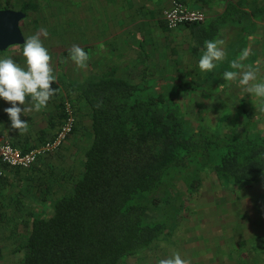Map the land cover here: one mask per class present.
Here are the masks:
<instances>
[{
    "label": "trees",
    "instance_id": "obj_1",
    "mask_svg": "<svg viewBox=\"0 0 264 264\" xmlns=\"http://www.w3.org/2000/svg\"><path fill=\"white\" fill-rule=\"evenodd\" d=\"M6 9L13 10L9 2L0 8ZM247 15L229 2L220 17L186 24L194 53L205 50V41L220 39L226 23L240 24ZM62 77L57 82L88 107L94 138L72 189L49 203L50 214H34L26 223L18 264H119L174 233V220L152 215L162 208L155 196L168 183L177 188L181 180L192 194L205 170H212L231 191L264 181V138L248 105L239 108L242 122L233 121L227 132H216L201 120L195 126L175 102L188 94L177 88L195 89L189 82L174 80L175 91L166 93L156 79L136 84L97 74L80 84ZM60 108L65 119V103ZM47 116L54 126L56 117ZM162 202L167 205L169 200Z\"/></svg>",
    "mask_w": 264,
    "mask_h": 264
},
{
    "label": "rangeland",
    "instance_id": "obj_2",
    "mask_svg": "<svg viewBox=\"0 0 264 264\" xmlns=\"http://www.w3.org/2000/svg\"><path fill=\"white\" fill-rule=\"evenodd\" d=\"M94 1L98 0H90V9H97ZM8 2L15 11H28L21 25L25 38L41 32L42 29L47 30L48 36L41 35V40L52 57L51 67L55 70L57 78L64 76L62 80H66L67 76L70 81L80 84H83L86 78L97 74L124 78L136 84L147 78L154 80L145 72L146 64L141 62L143 58L131 52L128 47L131 45H124L122 40L127 35L126 30L119 36L117 34L120 30L116 29H104L100 32L95 27L88 30V23L82 19L86 1L0 0V8H4ZM176 2L178 0H171L170 5L163 8L161 19L169 31L165 33V39H168L171 46L169 55L165 56V60H168L164 62L166 72H154V75H169L164 79L167 86L162 87L166 93L175 91L174 88L171 89L174 80H177L176 84L180 82L194 84L193 90L177 88L176 90H181V93L188 94L177 97L175 102L181 105L183 113L189 116L195 126L198 122L204 121V124L212 126L216 132H227L229 122H242V111L239 108L247 105V98L251 96L247 92L240 93L243 86L239 83V76L234 81H227L220 78V72L217 71L222 66L223 69L227 68L226 71L240 74L248 68L241 60L239 62L243 68L231 67L232 61L238 60L241 48L240 24L226 23L221 28L220 39L225 41L222 47L226 56L217 62L216 67L210 70L211 74H208V71H201L198 66L203 53L193 52L188 32L187 36L184 35L185 25L170 29L166 23L165 15ZM185 4L192 10L203 11L206 14L202 10L204 8H192ZM99 32L106 33L107 36L100 35ZM112 36L115 37L111 38L110 44L108 41ZM182 36L185 38L179 46L178 41ZM99 39L105 43H102V46H95ZM73 45L80 46L88 54L86 68H79L71 60L70 49ZM6 57H11L17 64L26 67L22 46L0 52V58ZM253 67H256V63ZM204 80V86L197 85L200 84L198 81ZM232 84L235 85L231 86ZM52 88L58 91L43 108L47 114L56 117L53 120L54 126H51L42 110L33 109L21 115V119L27 121L28 125L37 126L32 146L38 148L53 140L70 117L74 119L73 132L60 148L41 157L31 168L25 169L24 172L30 175L29 181H25L21 186L15 184L11 189L12 193L19 189L28 191L27 196L31 194L37 201L41 200L43 195H46L45 197L49 195L53 199L51 196L53 193L59 197L72 189L73 181L82 171L85 153L91 147L94 138L90 111L86 104L77 99L73 90L64 87L59 81L52 85ZM191 93H194L192 100ZM62 103H65L66 107L65 119L60 117ZM1 104L4 107L7 104L11 107V104L3 99H0ZM31 104V99L28 98L25 106ZM3 113L6 120L10 121L7 113L5 111ZM32 179L33 181H30ZM198 179V189L192 194L187 190V183L181 180L177 182V188L168 183L156 194V203L163 209H158L152 215L157 217L164 214L168 219L174 220L177 223L174 233L155 242L145 252L128 257L119 264H157L159 259L168 258L177 252L182 259L189 260L190 264H264V182L231 191L226 185L221 186L220 180L212 170L203 171ZM179 192L187 194L182 195ZM165 199L169 200L167 205L162 202ZM23 203L22 208L26 214L37 206L28 199ZM8 208L9 206L6 210ZM38 209L40 208L37 207ZM174 222H170L171 226ZM26 223V221L0 223V264H18V256L21 254L17 252L26 242Z\"/></svg>",
    "mask_w": 264,
    "mask_h": 264
},
{
    "label": "crops",
    "instance_id": "obj_3",
    "mask_svg": "<svg viewBox=\"0 0 264 264\" xmlns=\"http://www.w3.org/2000/svg\"><path fill=\"white\" fill-rule=\"evenodd\" d=\"M84 1H86V9L82 10V19L85 23H88V30H92L95 27H97L100 32L104 29H116L120 30L117 34L118 36L126 30L127 35L125 39L122 40L124 45H131L128 46L131 49V52L133 51L134 54H138L143 58L141 62L146 64L145 70L147 71L145 72L148 73V76L159 80V86H167L164 79L169 77V75L165 74L163 76H155L154 72H166L164 62L168 60H165V56L169 55L171 43L168 39H165V33L169 31H167L168 28L161 19V15L163 13V8L168 7L171 0H98L94 1L97 9H90V0ZM182 1L187 3L192 8H204L202 10H204L207 14V21L223 15L226 12L229 2L236 4V6L243 12L248 13L247 17L243 18L240 23L242 41L238 59L244 49H250L248 59L241 61L246 64L247 67L249 65L253 66V64L256 63V67H254L258 69L256 83L264 82V0ZM253 13H256V17L253 16ZM185 27L186 34L184 33V35L187 36L188 32L190 43L193 48L194 42L191 30L188 26L185 25ZM101 34L107 36L106 33H100V35ZM115 36L109 37L110 41H108V43L112 44L111 38H114ZM180 38L181 39L178 41L179 46H181L183 42L182 39L185 37L182 36ZM102 43H105V41H101L99 39V41L95 42V46H102ZM88 45L90 46V43H88ZM141 47H143L144 50H142ZM203 52L204 51H201L199 54ZM257 61L260 63L257 64ZM220 67L217 71L220 72V78H223L224 71H226L227 68L223 69L222 66ZM206 75L207 73H205V76ZM198 82L201 83L202 81ZM234 85L235 84H232L231 86ZM225 86L228 87L227 84ZM243 92L245 91L240 89V93ZM251 96L247 98V105L256 114L258 134L264 138V110H261L264 109V98L256 97L254 99ZM228 102L231 101L229 100ZM3 107L4 105L1 104L0 121L2 122H0V144L3 141H9L20 149L35 148L36 146H32V142L35 140L34 135L37 134V126L29 125L28 131L24 134H20L17 130H12L11 122L8 121L9 119L6 120V116H3L4 111H2L4 108H8L9 106L7 104L6 107ZM43 109L44 108L41 109L42 112H44ZM47 115L50 114L45 115L48 118ZM231 123L232 121L229 122L230 125ZM24 171L26 170L7 167L4 171V176L0 178V223L19 221L28 222L34 214L48 215L51 213V210L48 208L49 203L62 196L58 197V194L55 196L53 193L51 195L53 199L49 195H47V197H45L46 195H43L42 199L37 201L35 196H32L31 194L27 196L26 192L28 191H22L19 189L16 190L15 193H12L11 189L13 185L16 184L17 186H21L25 183V181H29L30 175H27ZM30 181H33V179ZM47 191H50V189H47ZM25 199H28L32 204H37V206L27 214L22 208L24 205L23 201ZM7 206H9V208L6 210ZM37 207L40 209L37 210Z\"/></svg>",
    "mask_w": 264,
    "mask_h": 264
},
{
    "label": "clouds",
    "instance_id": "obj_4",
    "mask_svg": "<svg viewBox=\"0 0 264 264\" xmlns=\"http://www.w3.org/2000/svg\"><path fill=\"white\" fill-rule=\"evenodd\" d=\"M41 35L47 37V30L42 29L41 32L24 39L23 56L26 67L17 64L11 57L0 58V99L11 104V107L4 111L10 118L11 129L19 131L20 134L26 133L29 127L28 122L21 119V115L33 109L39 111L46 107L58 91L52 88V85L57 82V77L51 67L52 57L44 46ZM224 43L223 39L204 42L205 50L198 62L201 71L214 69L216 63L225 58L226 52L222 47ZM249 55L250 49H244L239 59L232 61L231 67L233 69L243 68L239 60H247ZM70 58L79 68H86L88 54L80 46H72ZM259 63L257 61V64ZM257 71V68L249 65L247 70L240 74L235 71H225L223 78L227 81H234L239 76L243 91L252 96L264 98V82L253 83L256 81ZM29 97L32 104L25 106ZM157 264H190V261L182 259L177 252L168 258L159 259Z\"/></svg>",
    "mask_w": 264,
    "mask_h": 264
},
{
    "label": "built area",
    "instance_id": "obj_5",
    "mask_svg": "<svg viewBox=\"0 0 264 264\" xmlns=\"http://www.w3.org/2000/svg\"><path fill=\"white\" fill-rule=\"evenodd\" d=\"M165 20L170 29H176L186 24L204 22L207 20V15L203 11L190 9L183 2H176L166 13ZM73 128L74 119L70 117L53 140L28 152H23L9 141H3L0 144V177L5 173L3 166L23 170L34 166L41 157L60 148L73 132Z\"/></svg>",
    "mask_w": 264,
    "mask_h": 264
},
{
    "label": "water",
    "instance_id": "obj_6",
    "mask_svg": "<svg viewBox=\"0 0 264 264\" xmlns=\"http://www.w3.org/2000/svg\"><path fill=\"white\" fill-rule=\"evenodd\" d=\"M27 14L11 9L0 10V52L15 46H23L25 36L21 23Z\"/></svg>",
    "mask_w": 264,
    "mask_h": 264
}]
</instances>
